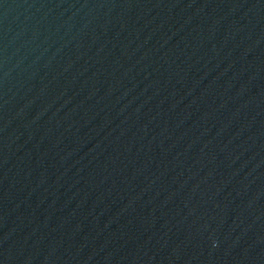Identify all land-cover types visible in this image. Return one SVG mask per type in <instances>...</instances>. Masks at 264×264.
<instances>
[{"label": "water", "instance_id": "1", "mask_svg": "<svg viewBox=\"0 0 264 264\" xmlns=\"http://www.w3.org/2000/svg\"><path fill=\"white\" fill-rule=\"evenodd\" d=\"M0 264H264V0H0Z\"/></svg>", "mask_w": 264, "mask_h": 264}]
</instances>
